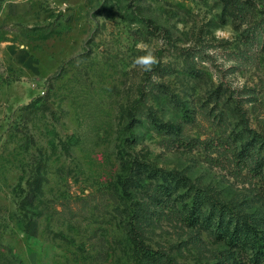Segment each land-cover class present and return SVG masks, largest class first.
<instances>
[{"label": "rangeland", "instance_id": "rangeland-1", "mask_svg": "<svg viewBox=\"0 0 264 264\" xmlns=\"http://www.w3.org/2000/svg\"><path fill=\"white\" fill-rule=\"evenodd\" d=\"M0 264H264V0H0Z\"/></svg>", "mask_w": 264, "mask_h": 264}, {"label": "clouds", "instance_id": "clouds-1", "mask_svg": "<svg viewBox=\"0 0 264 264\" xmlns=\"http://www.w3.org/2000/svg\"><path fill=\"white\" fill-rule=\"evenodd\" d=\"M220 32L221 30H217V35H219ZM135 47L137 51L143 54L134 57L130 67L132 69L138 68L145 73L152 72L154 68L160 63V60L155 55V52L150 44L145 41H139L136 43Z\"/></svg>", "mask_w": 264, "mask_h": 264}]
</instances>
